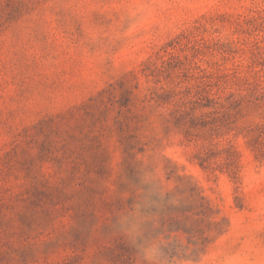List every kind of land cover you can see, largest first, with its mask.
<instances>
[{"label":"rangeland","instance_id":"obj_1","mask_svg":"<svg viewBox=\"0 0 264 264\" xmlns=\"http://www.w3.org/2000/svg\"><path fill=\"white\" fill-rule=\"evenodd\" d=\"M0 264H264V0H0Z\"/></svg>","mask_w":264,"mask_h":264}]
</instances>
